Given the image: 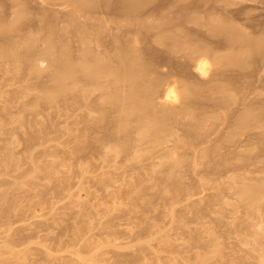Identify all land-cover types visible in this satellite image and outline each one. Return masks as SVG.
Segmentation results:
<instances>
[{
  "label": "bare ground",
  "instance_id": "1",
  "mask_svg": "<svg viewBox=\"0 0 264 264\" xmlns=\"http://www.w3.org/2000/svg\"><path fill=\"white\" fill-rule=\"evenodd\" d=\"M111 1L61 0L65 8L90 16L89 21L70 16L72 31L60 29L45 16L43 27L24 33V21L31 16L27 10L30 0H11L0 11V65L13 82L23 72L35 78L33 85L22 90L25 96L34 94L35 115L42 106H59L68 97L89 102L95 95L98 105L93 123L110 131L97 148L102 164L116 167L124 160L127 168L150 171L147 180L132 178L110 191V200L97 199L95 206L84 184L74 191L72 179L60 176L56 162L40 164L30 152L29 175L57 181L54 197H63L66 205L86 212L87 223L77 227L75 257L68 264H106L112 239L121 237L116 213L127 208L148 214L162 202L172 229H177L175 222H185L178 219L176 209L182 198L194 197L211 186L210 180L186 185L183 169L193 168L196 173L206 166L228 171L231 162L237 161L232 168L247 171L252 157L246 153L264 147V21L249 16L250 6L239 7L243 3L264 5V0H122L115 32L96 23L103 3ZM40 132H32L29 139L38 143ZM86 148L95 149L91 138ZM3 160L7 167H19L22 162L12 151ZM61 163L72 174L73 165ZM94 167L87 163L74 173L84 179ZM113 183L109 176L99 179L106 188ZM228 184L233 200L214 196L220 211L216 214L220 219L224 206L235 211L243 207L246 221L236 233L256 253L254 263L245 256L236 264H264V167L260 175L230 178ZM159 185L163 187L159 195H150ZM0 197L15 205L6 193ZM96 226L106 234L97 244L86 239ZM145 230L161 233L164 225L156 218ZM164 233L158 239V254L180 255L172 236ZM204 233L209 241L201 234L191 238L196 251L186 264L223 262L225 247L218 232L212 228ZM14 245L7 241L0 247V263L32 264L28 253L20 255ZM145 262L153 264L144 257L131 261L118 257L114 264ZM155 264L163 262L157 259Z\"/></svg>",
  "mask_w": 264,
  "mask_h": 264
},
{
  "label": "rangeland",
  "instance_id": "2",
  "mask_svg": "<svg viewBox=\"0 0 264 264\" xmlns=\"http://www.w3.org/2000/svg\"><path fill=\"white\" fill-rule=\"evenodd\" d=\"M10 2L11 0H0V11L4 3ZM121 3L122 0H112L110 4L103 3L97 12L96 23L115 32L116 12L121 8ZM61 4V0H30L27 10L31 16L24 21V33L36 32L39 27H43L45 16H49L54 23L57 22L60 29L68 28L69 31H72V25L68 23L70 16L73 18L80 16L83 21L90 20L89 15L79 14ZM246 5L250 6L248 10L251 9L249 11L251 18L264 21V5L243 3L239 7ZM70 36L71 34L66 39L68 37L70 39ZM262 81L264 83V76ZM35 82V78L25 72L21 74L18 82H13L5 73L4 66L0 65V129L3 132L0 136V196L6 193L8 200L15 203V205L5 203L0 197V247L7 241H14L15 251L20 255L28 253L32 264H68L75 257L73 239L77 227L87 223L86 212L66 205L63 197H54L52 189L57 181L49 182L40 174L37 178L29 175L32 164L27 157L30 152L38 157L40 164L56 162L59 165L60 176L72 179L74 191L79 185L84 184L90 192L89 200L95 206L98 205L97 199L110 200V191L123 183H129L132 178L139 176L147 180L150 171L141 167L127 168L124 160H120L116 167L102 164L97 148L99 141L109 136L110 131L93 123L98 105L95 95L89 102L82 97H68L65 103L59 106L53 108L42 106L39 115L36 116L33 112L34 94L29 96L22 94L25 86H31ZM35 131H41L38 143L29 139ZM89 138L93 140L95 149L86 148V140ZM10 151L22 159L19 167L6 166L3 159ZM246 156L252 157V166L247 171L232 168L237 165V161L231 162V169L228 171H225L226 168L206 166L199 168L196 173L193 168L182 170L186 185H199L210 180L211 186L207 191L194 197L182 198L176 209L178 219L185 222L184 224L179 220L175 222L177 229H172L174 225L171 217L166 216L162 202L157 203L148 214L140 208H127L124 212H117L116 221L121 237L117 240L112 239V247L105 255L106 264H114L118 257L128 261L144 257L153 264L157 259H161L163 264H186V260L193 258L196 251L191 238L201 234L209 241L204 232L212 228L218 232L225 247V258L221 264H236L238 259L245 256L250 257V263H254L256 253L250 251L251 247L245 246L242 236L236 233L239 225L246 221L244 208L240 206L235 211L223 205L226 209L219 219L216 214L219 205L213 199L219 194L220 199L225 197L226 201L231 202L233 196L228 184L230 178L261 174L264 167V147L260 151L246 153ZM63 160L73 165L72 174L61 165ZM87 163L95 166L93 170L84 179L76 177L74 171ZM108 176L115 180L112 188L99 184V179L105 180ZM160 190H163L162 186H155L149 194L158 196ZM167 199L170 201L171 197ZM42 200H46L48 204L41 206ZM156 218L162 221L164 231H168L172 236L175 250L179 251L180 255L168 252L158 254V239L165 234L164 231L149 233L145 230L146 225H152ZM145 220L147 222L143 224L142 221ZM88 238L97 244L96 241L106 238V234L96 226L89 231L86 239ZM174 259L176 263L173 262Z\"/></svg>",
  "mask_w": 264,
  "mask_h": 264
}]
</instances>
